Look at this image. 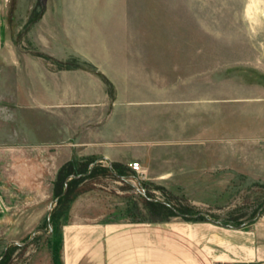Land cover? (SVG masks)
Masks as SVG:
<instances>
[{
  "label": "rangeland",
  "instance_id": "374dc122",
  "mask_svg": "<svg viewBox=\"0 0 264 264\" xmlns=\"http://www.w3.org/2000/svg\"><path fill=\"white\" fill-rule=\"evenodd\" d=\"M132 7L148 12L139 19L149 42L156 56L170 62L138 66L143 72L115 81L139 94L126 100L154 102L151 111L120 114L138 117L144 126L153 114L161 127L155 131L163 144L150 159L139 161L147 179L131 171L129 178L100 172L89 178L95 168L109 164L88 162L83 174L66 178L65 183H78L68 200L53 206L50 223L25 220L19 219L23 213L38 216V186L21 183L30 162L24 156L0 160V264H53L62 228L72 216L117 223L211 222L197 217L201 213L238 227L264 219V0H132ZM14 9L22 17L14 36L21 42L41 1L12 0ZM152 91L153 97L142 96ZM14 104L0 87V120ZM9 139L19 141L18 136ZM30 165L38 168L37 161ZM62 194L55 189L43 217ZM148 199L196 218L152 211Z\"/></svg>",
  "mask_w": 264,
  "mask_h": 264
},
{
  "label": "crops",
  "instance_id": "0c3cea01",
  "mask_svg": "<svg viewBox=\"0 0 264 264\" xmlns=\"http://www.w3.org/2000/svg\"><path fill=\"white\" fill-rule=\"evenodd\" d=\"M39 1L37 20L28 26L27 37L16 42L22 17L12 10V0H0V87L15 102L0 120V160L24 156L30 162L21 183L38 186V216L23 213L19 219L25 220H48L52 202L47 217L43 206L55 193L60 170L71 161L118 164L135 173L131 164L156 154L164 139L155 131L161 127L154 115L146 126L138 117L120 116L151 111L154 102L126 100L139 94L115 81L143 72L138 66L170 63L156 56L139 19L148 12L132 7V0ZM38 54L59 62L77 58L97 73L59 69ZM142 96L153 97L154 92ZM14 136L18 142L10 141ZM35 161L38 168L30 165ZM142 170L139 178L147 179ZM82 220L92 219L72 216L63 226L59 258L53 256V264H264L263 218L244 227L209 221Z\"/></svg>",
  "mask_w": 264,
  "mask_h": 264
},
{
  "label": "trees",
  "instance_id": "16d2710c",
  "mask_svg": "<svg viewBox=\"0 0 264 264\" xmlns=\"http://www.w3.org/2000/svg\"><path fill=\"white\" fill-rule=\"evenodd\" d=\"M37 18H38V15L34 16L33 20H32V23L35 22L37 20ZM38 55L53 61L54 63H56V65L59 66V69H77V68L87 69L88 68L87 66H89V68H91L92 72L97 73V70L95 68L91 67L90 65L78 64L77 63V61H78L77 58H74L71 62L62 63V62L54 60V59H52L50 57H47V56H45L43 54H38ZM88 162H92V160H88V161L83 162V163H81V162H79L77 160H73L70 163H68L67 165H65L60 170V173H59V176H58V180H57V183H56V189H57L58 195L62 194V192L65 189V180H66V178H68L69 176H71L73 174H75V175L83 174L84 171H86ZM113 171L117 175H119L121 177L129 178L128 177V171L129 170L126 167L122 166V165L114 164L113 165ZM99 172L113 175V172L110 170L109 167H104V166L100 165V166H98L97 168L94 169V171L90 174L89 178L90 177H94ZM77 183H78V181L76 179H73L68 184V191H67L66 195L63 196L59 200L58 205L62 204L64 201L69 199V197L71 195V192H72V189ZM148 205L150 206L152 211H154V210H163L164 212H167L168 214L169 213L174 214L170 208H168L166 205H164V204H162L160 202L148 201ZM178 212L180 214H184V212H182L180 210H178ZM52 221H53V218H52ZM224 225H231V226H234V227H238V226H236V224H224ZM54 251H55V249H54ZM56 251H58L57 248H56Z\"/></svg>",
  "mask_w": 264,
  "mask_h": 264
},
{
  "label": "water",
  "instance_id": "95a60500",
  "mask_svg": "<svg viewBox=\"0 0 264 264\" xmlns=\"http://www.w3.org/2000/svg\"><path fill=\"white\" fill-rule=\"evenodd\" d=\"M109 168H110V170H113L112 165H110ZM113 173H114V175L117 176L118 178L123 179L122 177L118 176L115 172H113ZM67 191H68V182L65 183V190H64V193H63L61 196H59L56 200H54V201L51 203V205H50L49 215H48V222H49V223H50V221H51V213H52V210H53V206H54V205H55V204H56V203H57V202H58L63 196L66 195ZM155 202H156V201H155ZM164 205H166L167 207H169L167 204H164ZM172 210H174V212H175L178 216H181L182 218H196V217H193V216H188V215L180 214L178 211H176V210L173 209V208H172ZM200 216H204L205 218L209 219L211 222H214V223H216V224H220V222L213 220L212 218H210V217H209L208 215H206V214H201V213H200L197 217H200ZM255 221H256V220H255ZM248 224H250V222L245 223V224H244L243 226H241V227L247 226ZM35 235H36V233L33 234V237H35ZM12 243H14V244H18V242H11L10 244H12Z\"/></svg>",
  "mask_w": 264,
  "mask_h": 264
},
{
  "label": "built area",
  "instance_id": "2783aa9c",
  "mask_svg": "<svg viewBox=\"0 0 264 264\" xmlns=\"http://www.w3.org/2000/svg\"><path fill=\"white\" fill-rule=\"evenodd\" d=\"M130 167H131V169H132L135 173H137L138 175H141V176L144 175V172H143V170H142V166H141L140 163H138V162L133 163V164H131Z\"/></svg>",
  "mask_w": 264,
  "mask_h": 264
}]
</instances>
